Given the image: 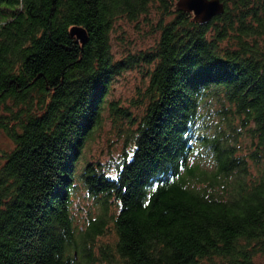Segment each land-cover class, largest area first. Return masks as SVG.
Segmentation results:
<instances>
[{
	"label": "trees",
	"instance_id": "1",
	"mask_svg": "<svg viewBox=\"0 0 264 264\" xmlns=\"http://www.w3.org/2000/svg\"><path fill=\"white\" fill-rule=\"evenodd\" d=\"M175 1L0 0V264H264V0L204 24ZM153 8V47L114 59L115 22ZM140 62L121 105L112 80ZM109 119L129 128L119 158L82 164Z\"/></svg>",
	"mask_w": 264,
	"mask_h": 264
},
{
	"label": "rangeland",
	"instance_id": "2",
	"mask_svg": "<svg viewBox=\"0 0 264 264\" xmlns=\"http://www.w3.org/2000/svg\"><path fill=\"white\" fill-rule=\"evenodd\" d=\"M159 22L160 14L155 8L149 10L146 15L140 16L135 21L118 19L109 33V44L114 59H123L128 55L150 50L159 36ZM147 68L149 66L146 63L140 62L138 65L124 70L121 74L115 75L112 80L109 97L124 106L130 107L135 105L139 91L145 88L147 82ZM139 110L141 111V108ZM132 111L135 113L138 112V109L132 108ZM126 126L127 123L125 121L117 123L114 126L110 119L107 120L102 131L96 133L94 138L87 142L83 151L84 158L82 164L92 161L109 162L117 160L125 141L123 130L125 132L127 129L129 130ZM240 140L243 149H247L250 144L248 135L244 133ZM12 146L13 142L10 137L4 130H0V149H8ZM78 165L77 168H81ZM71 205L73 216L81 229L86 217L92 215L97 210L94 200L85 196L83 188H79L78 195L74 197ZM257 260L260 262L263 259L257 257Z\"/></svg>",
	"mask_w": 264,
	"mask_h": 264
},
{
	"label": "water",
	"instance_id": "3",
	"mask_svg": "<svg viewBox=\"0 0 264 264\" xmlns=\"http://www.w3.org/2000/svg\"><path fill=\"white\" fill-rule=\"evenodd\" d=\"M174 9L190 12L193 20L204 24L209 22L212 17L223 12L224 3L222 0H176ZM69 32L81 44L86 42L87 32L82 26L74 25Z\"/></svg>",
	"mask_w": 264,
	"mask_h": 264
}]
</instances>
